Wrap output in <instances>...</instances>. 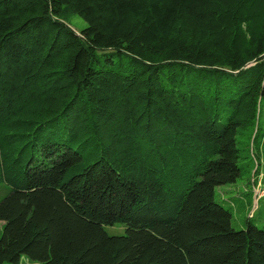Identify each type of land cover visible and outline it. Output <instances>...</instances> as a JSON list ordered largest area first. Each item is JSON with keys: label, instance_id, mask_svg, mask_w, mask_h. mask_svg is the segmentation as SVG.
<instances>
[{"label": "trees", "instance_id": "obj_1", "mask_svg": "<svg viewBox=\"0 0 264 264\" xmlns=\"http://www.w3.org/2000/svg\"><path fill=\"white\" fill-rule=\"evenodd\" d=\"M263 117L264 0H0V264H264Z\"/></svg>", "mask_w": 264, "mask_h": 264}, {"label": "rangeland", "instance_id": "obj_2", "mask_svg": "<svg viewBox=\"0 0 264 264\" xmlns=\"http://www.w3.org/2000/svg\"><path fill=\"white\" fill-rule=\"evenodd\" d=\"M71 26L80 31L82 28L87 26V22L81 16H74L70 19ZM264 120V117H263ZM253 130V129H252ZM250 132H248L249 134ZM253 134V133H252ZM246 135V134H245ZM264 136H262L263 139ZM252 137L246 136L245 139L247 141L241 144L243 147L245 146V150L249 153H262L264 151V140L256 143H253ZM258 151V152H255ZM253 163L255 167L264 169V156L262 155L258 158V161L255 160L253 155L252 157ZM249 169L248 171L244 170L242 176L238 178L237 183H226L217 185L215 187V199L220 202L223 206L228 208L233 214V226L236 229L245 228L246 221L249 219L251 215L253 217L251 220L258 226L262 227L264 225V184L262 180H251V178H246L249 172L255 170ZM247 173V174H246ZM252 174V173H251ZM8 187L4 184H0V199L5 196L8 192ZM3 221H0V234L2 232ZM106 231L109 234H124L125 233V225L122 223H116L114 225H106ZM3 264H13L9 262H4ZM16 264H42L40 262L34 261L27 257H23L19 263Z\"/></svg>", "mask_w": 264, "mask_h": 264}]
</instances>
